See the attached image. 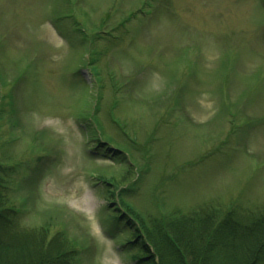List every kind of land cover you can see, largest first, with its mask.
Listing matches in <instances>:
<instances>
[{"label":"rangeland","instance_id":"1","mask_svg":"<svg viewBox=\"0 0 264 264\" xmlns=\"http://www.w3.org/2000/svg\"><path fill=\"white\" fill-rule=\"evenodd\" d=\"M0 167L78 264H133L118 214H263L264 0H0Z\"/></svg>","mask_w":264,"mask_h":264},{"label":"trees","instance_id":"2","mask_svg":"<svg viewBox=\"0 0 264 264\" xmlns=\"http://www.w3.org/2000/svg\"><path fill=\"white\" fill-rule=\"evenodd\" d=\"M4 177L0 167V264H78L60 236L22 226V214L5 206ZM109 229L129 233L122 250L131 251L133 264H264V213L230 211L220 220L214 212L189 214L159 228L158 239L125 214L112 216Z\"/></svg>","mask_w":264,"mask_h":264},{"label":"bare ground","instance_id":"3","mask_svg":"<svg viewBox=\"0 0 264 264\" xmlns=\"http://www.w3.org/2000/svg\"><path fill=\"white\" fill-rule=\"evenodd\" d=\"M88 209V208H87Z\"/></svg>","mask_w":264,"mask_h":264}]
</instances>
